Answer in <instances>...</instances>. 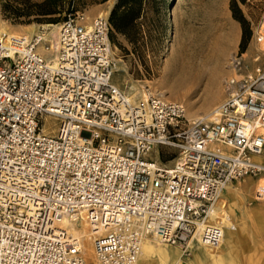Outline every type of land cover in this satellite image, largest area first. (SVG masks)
<instances>
[{"label":"built area","instance_id":"1","mask_svg":"<svg viewBox=\"0 0 264 264\" xmlns=\"http://www.w3.org/2000/svg\"><path fill=\"white\" fill-rule=\"evenodd\" d=\"M108 30L75 12L55 40L0 34V264H87L82 231L91 264H135L146 239L216 247L236 226L228 188L264 174V66L232 57L213 118L188 117L114 83Z\"/></svg>","mask_w":264,"mask_h":264},{"label":"rangeland","instance_id":"2","mask_svg":"<svg viewBox=\"0 0 264 264\" xmlns=\"http://www.w3.org/2000/svg\"><path fill=\"white\" fill-rule=\"evenodd\" d=\"M42 1L0 0V19L20 34L26 26L35 25L37 31L43 29L55 35L56 30L47 25L60 23L75 12L84 13L90 20L105 12L109 16L116 2L61 0L57 12L50 15L57 22H38L34 18L39 16L26 13L34 3ZM241 22L251 30L250 38L242 43ZM263 22L264 0H149L136 20L137 27L128 36L109 26L108 37L116 61L113 81L131 97L141 87L149 86L168 99L183 103L188 117H206L225 98L224 80L234 73L232 57H241V72L264 66L262 41H256L258 30L264 36ZM167 150L171 151L163 148L161 160H167ZM261 179L264 174L235 183L233 187L241 196L233 199L227 190L236 225L232 233L237 236L231 248L220 243L213 248L192 245L182 250L153 242L177 251L178 260L184 264L192 260L193 251L205 254L194 264H264V201H255L253 195ZM142 264L165 263L153 253Z\"/></svg>","mask_w":264,"mask_h":264},{"label":"bare ground","instance_id":"3","mask_svg":"<svg viewBox=\"0 0 264 264\" xmlns=\"http://www.w3.org/2000/svg\"><path fill=\"white\" fill-rule=\"evenodd\" d=\"M106 14H107V12L104 13V16ZM263 24H264V22H263ZM47 27L53 28L52 30H56L58 27V23L49 24V25H47ZM263 27H264V25H263ZM36 28H37V26H35V25H28V26H26V28H24L22 30L23 32L20 34L18 32L11 31L9 29V27L3 22V20L0 19V34H3V35H7V36H20V35L29 36L33 32L34 33L37 32ZM50 37L55 40L56 34L50 35ZM261 45H262V50L264 52V36H263ZM197 78H198V75H196L194 77V80H193L194 84L196 83ZM212 111H213V109L207 114L206 117L213 118ZM257 187H264V179H261V181ZM247 189H248V187H245V190H247ZM228 194L230 195V197L232 199L236 195L241 196V192L239 190L235 189L234 187L228 188ZM235 229H236V226H235ZM235 229L227 230L225 232L223 239L220 242V243H223V245L225 246L226 249L231 248L235 243L237 236H233V233H232ZM81 233L85 237L84 246H85V251H86L87 264H90V262H92V260H93V253H92V248H91L90 237L88 236V234L85 231H82ZM156 243L153 242V239L144 240L142 242V245H141L142 249L140 251L139 258L136 260L135 264H142V262L149 259L153 253L154 254L157 253L158 258L163 260L165 264H184L178 260L179 254L177 253V251H175L174 249L166 250ZM202 247L209 248L207 246H202ZM204 256H205V254H203L202 252L193 251V258H192V260H190L189 264H194L196 262L201 261Z\"/></svg>","mask_w":264,"mask_h":264},{"label":"trees","instance_id":"4","mask_svg":"<svg viewBox=\"0 0 264 264\" xmlns=\"http://www.w3.org/2000/svg\"><path fill=\"white\" fill-rule=\"evenodd\" d=\"M59 1L61 0H43L40 3H34L33 9L27 11L26 15H37L34 20L38 22H57L56 19H52L50 15L55 14V9L59 7ZM149 0H116L109 16V26L116 32L123 35H127L129 31L134 30L137 27L136 20L142 15L144 11V5ZM26 22H29L27 20ZM242 26V40L246 41L251 36V30L241 22ZM128 36V35H127ZM241 51H243V45H240Z\"/></svg>","mask_w":264,"mask_h":264}]
</instances>
